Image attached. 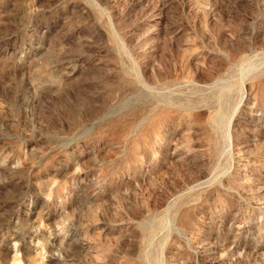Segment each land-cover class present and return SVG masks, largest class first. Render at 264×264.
Masks as SVG:
<instances>
[{
    "label": "rangeland",
    "instance_id": "374dc122",
    "mask_svg": "<svg viewBox=\"0 0 264 264\" xmlns=\"http://www.w3.org/2000/svg\"><path fill=\"white\" fill-rule=\"evenodd\" d=\"M0 264H264V0H0Z\"/></svg>",
    "mask_w": 264,
    "mask_h": 264
}]
</instances>
